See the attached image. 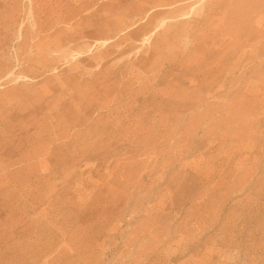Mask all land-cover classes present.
Wrapping results in <instances>:
<instances>
[{"label":"rangeland","instance_id":"1","mask_svg":"<svg viewBox=\"0 0 264 264\" xmlns=\"http://www.w3.org/2000/svg\"><path fill=\"white\" fill-rule=\"evenodd\" d=\"M0 264H264V0H0Z\"/></svg>","mask_w":264,"mask_h":264},{"label":"bare ground","instance_id":"2","mask_svg":"<svg viewBox=\"0 0 264 264\" xmlns=\"http://www.w3.org/2000/svg\"><path fill=\"white\" fill-rule=\"evenodd\" d=\"M43 113L44 112H42V111L32 110L27 114H23L21 116H18L16 118V123L19 126H28V124H31L33 122H37L39 124L40 123L39 122L40 117H43ZM43 118L46 120L45 117H43ZM26 134L27 135L24 137L30 136V137H34L36 140L41 137L40 131L27 132Z\"/></svg>","mask_w":264,"mask_h":264}]
</instances>
